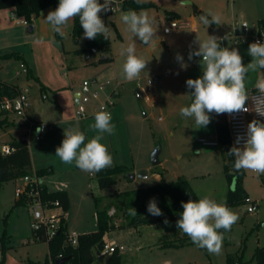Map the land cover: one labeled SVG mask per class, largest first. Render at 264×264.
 I'll return each instance as SVG.
<instances>
[{
	"label": "rangeland",
	"instance_id": "374dc122",
	"mask_svg": "<svg viewBox=\"0 0 264 264\" xmlns=\"http://www.w3.org/2000/svg\"><path fill=\"white\" fill-rule=\"evenodd\" d=\"M147 2L151 5L139 8L137 12L141 9L147 10L154 19V27L157 29L156 46L149 47L139 39L136 40L137 56L149 62L146 71L131 82L124 79L122 67L126 57L120 54L122 47L126 48L132 41L131 33L122 22L123 11L101 16L111 30L108 41L112 60L103 63L98 62V53L92 54L90 60H87L84 57L87 51H74L84 47V41H74L70 36L72 20L63 28L64 37L56 39L52 25L45 21L47 14L40 20H32L30 24L36 27L30 32L27 31V26H15L19 18L11 16L15 15L14 12L6 16V32L11 36H7L8 44L0 52L19 51L26 57L41 83L58 92L57 104L49 99L42 102L38 97L43 91L39 90V83L32 82L28 91L31 102L29 110L43 109L48 103L54 109L56 117L61 112L62 116L69 119L63 124L50 125V132L44 131L40 140H36L34 134L28 139L31 171L51 167L52 173L42 181L48 188L67 189L69 192L70 202L65 213L69 235L96 230L95 199L99 201V208H102L112 199L113 194L117 195L124 190L181 177L188 180L199 198L208 196L218 203H225L227 192L232 188L225 176L224 157L220 146H207L199 142L200 138L216 140L215 122L219 117L215 118V113H211L209 125L197 129L198 126L192 118H185L180 114V109L191 103V97L187 94L192 90L186 87V80L196 79L203 74L199 64L201 58L194 57L189 61L188 54L190 50L198 47L195 43L197 35L201 40L206 39L207 34L220 37L230 29L235 20L256 23L259 18L264 17V0ZM193 5L204 13L212 11L219 14L222 25H203L199 21L202 14L194 13ZM171 20L184 21L188 25L168 34L163 33V28ZM193 24L194 29H190ZM248 46H234L229 42L223 45L238 48L242 57L249 56ZM177 54L183 57L187 64L186 69L181 68L176 60ZM0 67L1 81L24 77V73L15 74V71L21 70L20 62L15 59L0 60ZM258 73L260 72L249 73L246 80L247 89L252 85V81L256 80ZM149 77L157 78L155 87L147 91L156 97L152 105L146 103L139 95L137 85V81H140L145 87L146 78ZM89 79H96L98 85L103 84V88L98 90L97 102L92 100L85 104L87 116L78 119L74 114L73 95L80 93L82 81ZM96 88L97 86L92 87ZM106 99L112 101L108 111L111 114V122L115 125V132L113 135L105 133L101 143L108 147L113 157L111 167L120 165L123 171L114 175L115 182L111 186L100 189L94 174L81 171L74 162L63 163L55 155V150L64 139V129L82 131L85 133L86 142L95 136L96 133L90 128L94 123V115L90 113L95 110L97 103ZM21 118L12 115L11 121L23 125L25 122ZM252 120L250 119L249 123ZM14 128L18 129L17 126H0V142L6 138L21 136L20 131L8 134V131ZM156 147L160 148L159 163L152 165L150 157ZM144 171L147 174L139 176ZM131 174H135V177L130 178ZM263 175L243 170L241 184L247 194V200L229 207L239 219L230 231L220 230L224 238L219 255L209 254L206 249L197 247L187 235L177 229L176 224L170 221L165 224L164 220L137 227L115 226L105 234V240L122 246L123 249L119 251L122 264H227L228 258L232 264H256L254 253L258 247L264 245V185L260 180ZM21 185V177L0 182L1 264L43 262L47 256V242L32 239V217L28 205L24 201L15 205L17 198L14 190L16 186ZM251 202H255L257 207L255 211L248 212L247 207ZM112 210V223H124L122 213L115 212L113 207L108 212ZM183 238H188L190 242L181 246H160L165 240L179 242ZM95 254L91 264H104L107 255L100 252Z\"/></svg>",
	"mask_w": 264,
	"mask_h": 264
},
{
	"label": "clouds",
	"instance_id": "9594fccd",
	"mask_svg": "<svg viewBox=\"0 0 264 264\" xmlns=\"http://www.w3.org/2000/svg\"><path fill=\"white\" fill-rule=\"evenodd\" d=\"M135 2L142 4L147 0ZM109 11H115L113 0H103V3L100 0H59L57 8L48 12L45 21L52 25L56 34L64 37L63 28L70 20L78 17L84 38L95 40L99 35L108 40L111 30L101 13ZM199 21L206 27L212 24L222 25L221 16L212 11L202 14ZM122 22L132 36V41L126 48L122 47L120 53L126 57L122 67L124 79L131 82L146 71L149 62L137 56L136 40L139 39L149 47L156 46L157 29L154 27V19L144 9L124 13ZM225 39L229 41L228 35L218 37L207 34L204 40L197 35L195 43L198 47L188 54L189 61L194 57L201 58L199 64L203 74L196 79L186 80V87L192 90L187 94L191 97V103L182 107L180 114L185 118H192L197 129L209 125L211 113L219 115L254 111L258 116L264 117V72L258 75L254 85L257 95L250 94L246 87L249 73L264 70V43L255 41L249 44L248 55L252 59L245 65L238 48L221 46ZM176 60L181 68H187L180 54H177ZM250 98L253 102L251 108L246 106ZM90 128L96 135L87 142L82 131L64 129V139L56 148L55 155L65 164L74 162L81 171L95 174L113 165V157L101 141L105 133L114 134L115 125L111 122V114L103 106L94 114V123ZM241 141L242 146L237 147ZM228 154L235 158V171L248 170L258 175L264 174V121L253 119L247 126L246 138L238 136ZM181 203L183 211L176 221L177 229L187 235L197 247L206 249L209 254L219 255L224 238L220 230L230 231L238 221V215L225 203H218L208 196ZM147 211L153 216L163 215L154 198L149 201ZM136 214V209L131 208L130 215ZM164 223L168 224L169 221L165 219Z\"/></svg>",
	"mask_w": 264,
	"mask_h": 264
},
{
	"label": "trees",
	"instance_id": "16d2710c",
	"mask_svg": "<svg viewBox=\"0 0 264 264\" xmlns=\"http://www.w3.org/2000/svg\"><path fill=\"white\" fill-rule=\"evenodd\" d=\"M59 0H0V9L12 8L18 18L25 19L28 24L32 22L40 11L51 6L55 10L58 6ZM151 3L146 2L137 4L135 0H123L121 4L122 11H136L139 8L149 6ZM201 14H205L200 11ZM103 14H101L102 16ZM259 21L264 23V18ZM57 38L60 36L58 34ZM71 36L74 41L84 37L83 29L79 24V18L76 17L72 20ZM95 48L99 54L98 62H109L112 58L109 55L110 46L109 41L104 39L103 36H97L95 40L84 38V47L77 48L74 51L82 53ZM0 59H15L23 60L22 56L16 52L11 51L8 53L0 54ZM264 70H261V73ZM18 88L14 85L5 83L0 80V96L11 97L16 94ZM7 124L6 118H0V126ZM216 139L221 148L224 157V172L229 184H232L227 192L225 204L230 207L243 203L246 198V192L242 187L241 181L243 177V170L239 172L233 168L234 157L228 154L232 145L228 133V127L225 119H218L215 122ZM13 150L9 154L0 153V170H3V175L0 180H14L24 175L31 173V159L29 153L28 142L25 139H12L8 143ZM122 167L116 165L106 168L94 176L97 180V185L100 189L107 188L115 182L114 175L121 173ZM39 177H45L52 173L51 167H43L34 170ZM260 180L264 185V175L260 176ZM41 198L45 201H58L59 206L65 213L68 210L69 202L66 190L58 189L49 191L43 186L41 190ZM155 199L157 206L162 210V216H153L148 213L147 206L150 200ZM189 199H200L191 184L185 178H177L171 181H161L153 185L140 187L132 190H124L119 194L112 195V199L99 208V201L95 199L96 205V230L88 233H79L76 236V244H72L70 237L67 234L66 218L62 217L58 228V233L49 240H46L48 252L43 262L29 261L25 264H55V261L63 257H68L64 264H91L96 254L100 252L104 245V236L113 227H137L139 225L153 224L167 219L168 221L176 224L182 213V203L187 202ZM23 200L16 199L15 205L22 203ZM113 207L115 212H121L124 223L114 225L112 223L113 216L109 214L108 210ZM136 209L135 216L130 215V209ZM39 236V239L38 237ZM33 240H44L41 233H35L32 230ZM190 240L183 238L179 242L165 240L160 246H181L188 244ZM256 264H264V245L258 247L254 253ZM1 264V260H0ZM104 264H122V256L116 249L111 254L107 255ZM227 264H232L230 258L227 259Z\"/></svg>",
	"mask_w": 264,
	"mask_h": 264
},
{
	"label": "built area",
	"instance_id": "2783aa9c",
	"mask_svg": "<svg viewBox=\"0 0 264 264\" xmlns=\"http://www.w3.org/2000/svg\"><path fill=\"white\" fill-rule=\"evenodd\" d=\"M123 0H113V7L115 9L114 12L120 11L121 4ZM103 3V0H100ZM114 12L101 13L103 15H108ZM16 15H12L15 17ZM17 23H21L23 25H28V22L25 19L19 18ZM187 22L184 21H175L171 20L169 24L163 28V33L168 34L178 28H182L187 26ZM244 25H247L245 27ZM228 35V39L233 44L245 43L249 45L252 42L260 41L264 43V23L261 21H257L256 23L249 24L245 20H235L228 31H225L221 34L220 37H225ZM223 41H228L227 39ZM238 41V42H237ZM92 54H97V50L95 48H91L85 54V59L90 60ZM21 70L15 71V74L18 75L20 73L26 74L27 68L24 63H20ZM146 86H142L140 81H137V85L139 88V95L142 96L145 101L148 100L149 94L147 91L152 90L157 84L156 77L146 78ZM93 86H97L96 89H92ZM103 88V84L97 83L96 79L83 80L81 83V92L79 93L77 103L75 104V116L76 118H81L86 115L85 104L95 100L98 98L99 92L98 90ZM252 95H257L256 90L250 92ZM45 97V96H43ZM97 102V101H96ZM112 104L110 99H106L100 103L96 104V108L93 111L95 114L98 110H100L101 106L104 107L106 111H108V106ZM29 106V98L26 90H18L14 96L5 97L0 96V118H8L12 115L25 117L26 109ZM247 107H252L253 102L251 98L246 102ZM109 112V111H108ZM250 119H264V117L258 116L254 111H249L247 113H233L227 114L226 123L228 127V133L230 137L231 145L236 144V140L238 136H245L247 132V126L249 124ZM47 128V125L38 121H34L31 119L26 120L25 126V137L26 141L34 134L35 139L40 137L42 131ZM37 129H42V131L37 132ZM199 142L207 146H215L218 145V141L216 140H208L205 138H200ZM243 141L240 144L236 145L237 147H241ZM13 150L9 144H1L0 145V153L1 154H9ZM23 180V185L16 186L14 190V194L17 199L23 200L29 208V212L31 214V228L35 233H41L43 238L46 240L54 237L55 234L58 233V228L60 225V221L62 217H65V213L62 211L61 207L58 204V201H45L41 198V190L43 188V177L37 176V174L32 171L21 177ZM245 198L244 201H246ZM256 203L251 202V204L247 207L248 212H253L256 210ZM113 210L109 213L112 214ZM66 218V217H65ZM69 235V234H68ZM76 236L77 234L69 235L70 241L72 244H76ZM39 239V236H37ZM122 250V246H117L112 242H104L103 247L100 250V253L109 255L114 250Z\"/></svg>",
	"mask_w": 264,
	"mask_h": 264
},
{
	"label": "crops",
	"instance_id": "0c3cea01",
	"mask_svg": "<svg viewBox=\"0 0 264 264\" xmlns=\"http://www.w3.org/2000/svg\"><path fill=\"white\" fill-rule=\"evenodd\" d=\"M185 3H188V2H185ZM52 10H53V8L51 6L45 8L44 10H42V12L39 14V16L37 18H35V20H40L41 18H43V16L45 14H48V12L49 11H52ZM120 11H122V10H120ZM200 11L203 12L200 9L197 10L196 7L193 5V12L194 13H196V14L198 13L199 14ZM13 12H14V9H12V8L0 9V50L3 49L5 47V45L8 44V43H6L7 36H11V35L8 34V32H6V30L8 29L7 28L8 26H6V16H8L9 13L11 14ZM12 15L13 14H11V16ZM175 15H177V14H175ZM262 18H264V17H262ZM262 18H259L258 21L260 19H262ZM22 25L23 24H21V23L15 22V26H17V27H20ZM24 26H26V25H24ZM35 27L36 26L34 25L31 31H33L35 29ZM190 29H194V24L192 26H190ZM53 34H54V38L57 39V35L54 32V30H53ZM70 36H71V31H70ZM81 39H83V41H84V37L81 38ZM225 42H229V44H232L234 46L238 45V44H233L230 41H222L221 42L222 47H223V45H224ZM239 44H245V43H239ZM16 52H18L22 56V58H23V60H17V61H19L20 63H24L25 64V66L27 68V72H26V74H24V77L23 78L14 77V79H9L8 81H3V80L2 81L5 82V83H8V84H11V85L16 86L18 88V90H26L27 91L28 98H29L28 91H29V88H30L29 85L32 82H35L37 84L39 83V90H42L43 93L40 95V97H38V99L40 101H42V102L43 101H46L47 99H49L51 102L57 104L56 97L58 95V92L55 91V90H52L51 88H48V87L44 86L41 83L39 77L33 72V69L31 68V66H30L28 60L26 59V57L23 56L19 51H16ZM5 53H8V52H5ZM0 54H3V53L0 52ZM243 58H244L243 63L245 65H247L249 62H251V59H252L250 56H248V57H244L243 56ZM0 60H2V59H0ZM7 60H9V59H7ZM245 60L246 61L248 60V62H246ZM0 69H2V67H0ZM260 74H261V70H260V73H258L257 75H260ZM257 78H258V76H257ZM257 78H256V80H257ZM256 80L254 79V81H252V85H250V88L248 89L249 92H252L253 90H255L254 85H255ZM21 82L23 83V85H22ZM48 90H50V91H48ZM64 90H67V89H64ZM49 94H50L51 98H50ZM43 96H45V97H43ZM116 96H117V94L114 95V97H116ZM155 101H156V97L155 96H151L149 94V98L145 102L152 105ZM30 105H31V102L29 101V106ZM74 106H75V103H74ZM28 107L26 109V115H25V117H22L23 119L21 118L23 120V122H25V124H23V125L22 124H15V122L11 121V117L12 116H10V117L7 118V124H4L3 126H1L2 128H4V127L9 128V127H12V126H17L18 129H15L14 128V129L9 130L8 131V134H12L15 131H20L21 132V136H19L18 138H15V137L6 138V140H3V142H0L1 144H8L12 139H26V137H25V126H26V120L27 119H31V120L38 121V122H41V123L46 124L47 125V128L44 131H47V132H50V130H51L50 125L63 124V123H66V122L69 121V119H66L64 116H62V113L61 112L56 117L55 114H54L55 113L54 112V109H52L50 107V105H48V103H46V105L44 106L43 109H38L37 111H36V109L34 111H31V110H29ZM56 108H57V106H56ZM74 112H75V109H74ZM90 114L94 115L93 112L90 113ZM85 116H87V113H86ZM214 116H215V118L216 117H219L218 118L219 120L220 119H225L226 120L227 113H225V114H219V115L215 114ZM44 131H42L41 134ZM40 137L38 139H36V140H40ZM215 138H216V130H215ZM28 147H29V145H28ZM29 153H30V149H29ZM30 159H31V153H30ZM31 162H32V160H31ZM31 167H32V165H31ZM43 179H44V177H43ZM43 186L46 187L49 191L61 189V188H58V189L48 188V186L44 182H43ZM64 190H66L67 195H68V202H70L69 192L67 191V189H64ZM65 217H66V215H65ZM66 222H67V217H66ZM104 239H105V237H104Z\"/></svg>",
	"mask_w": 264,
	"mask_h": 264
},
{
	"label": "water",
	"instance_id": "95a60500",
	"mask_svg": "<svg viewBox=\"0 0 264 264\" xmlns=\"http://www.w3.org/2000/svg\"><path fill=\"white\" fill-rule=\"evenodd\" d=\"M41 12H42V11H40V13H41ZM126 12H129V11H123L122 15H123L124 13H126ZM122 15H121V16H122ZM32 28H33V25L29 24V25L27 26V31L30 32V31L32 30ZM78 96H79V93H75V94L73 95V97H74V103H75V104L77 103ZM159 152H160V148H159V147H156V148L152 151V153H151V157H150V160H151L152 165H157V164L159 163V160H158ZM146 174H147V172L144 171L142 174H139V176H141V175H144V176H145ZM2 175H3V170H0V180H1V178H2ZM134 177H135V174H131V175H130V178H134ZM67 259H68V257H63V258H61V259H58V260L55 261V264H64V263L66 262Z\"/></svg>",
	"mask_w": 264,
	"mask_h": 264
}]
</instances>
